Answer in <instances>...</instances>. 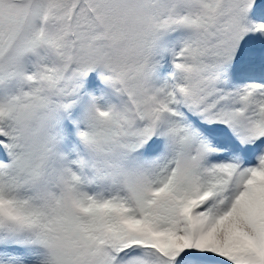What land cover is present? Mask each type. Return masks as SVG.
I'll return each mask as SVG.
<instances>
[{"label":"snow or ice","instance_id":"obj_1","mask_svg":"<svg viewBox=\"0 0 264 264\" xmlns=\"http://www.w3.org/2000/svg\"><path fill=\"white\" fill-rule=\"evenodd\" d=\"M0 264H264V0H0Z\"/></svg>","mask_w":264,"mask_h":264},{"label":"rangeland","instance_id":"obj_2","mask_svg":"<svg viewBox=\"0 0 264 264\" xmlns=\"http://www.w3.org/2000/svg\"><path fill=\"white\" fill-rule=\"evenodd\" d=\"M90 75H91V82H92V84H94V88H96V89H93V91L98 95V90H99V85L101 84V83H104L103 82V79L101 78V74H99V72L97 73V72H91L90 73Z\"/></svg>","mask_w":264,"mask_h":264}]
</instances>
